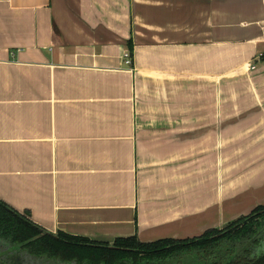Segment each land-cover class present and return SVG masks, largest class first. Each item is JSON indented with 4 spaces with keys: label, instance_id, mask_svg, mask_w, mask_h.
<instances>
[{
    "label": "crops",
    "instance_id": "1",
    "mask_svg": "<svg viewBox=\"0 0 264 264\" xmlns=\"http://www.w3.org/2000/svg\"><path fill=\"white\" fill-rule=\"evenodd\" d=\"M0 201L109 247L264 206V0H0Z\"/></svg>",
    "mask_w": 264,
    "mask_h": 264
},
{
    "label": "trees",
    "instance_id": "2",
    "mask_svg": "<svg viewBox=\"0 0 264 264\" xmlns=\"http://www.w3.org/2000/svg\"><path fill=\"white\" fill-rule=\"evenodd\" d=\"M129 54L132 58L130 48ZM28 216L0 201V243L7 245L5 254L16 252L53 264L162 263L186 256H193L194 264H203L210 258L216 261L212 264H264V251H259L264 250V206L221 231H207L189 241L161 240L141 244L132 238L116 240L112 247L62 233L46 234L31 223ZM224 257L229 258L220 263V258Z\"/></svg>",
    "mask_w": 264,
    "mask_h": 264
},
{
    "label": "rangeland",
    "instance_id": "3",
    "mask_svg": "<svg viewBox=\"0 0 264 264\" xmlns=\"http://www.w3.org/2000/svg\"><path fill=\"white\" fill-rule=\"evenodd\" d=\"M229 224H227L225 227H227ZM241 249L243 250L244 246L239 247V251ZM6 251H7V245L0 243V264H53L52 262H47L44 260L32 259L28 255L27 256L24 254L19 255V253H16V252H13V253L8 252V254H5ZM259 251H264V250L261 249ZM225 258H229V257L220 258V263H223L222 261ZM195 261L196 260L194 259L193 256H186V258H183V257L171 258L170 260L162 262V263L154 262V263H149V264H194ZM211 262L216 263V261L214 259L210 258V259H206L205 262H203V264H212ZM223 264H225V263H223Z\"/></svg>",
    "mask_w": 264,
    "mask_h": 264
},
{
    "label": "built area",
    "instance_id": "4",
    "mask_svg": "<svg viewBox=\"0 0 264 264\" xmlns=\"http://www.w3.org/2000/svg\"><path fill=\"white\" fill-rule=\"evenodd\" d=\"M123 60H124L125 65H127V66H130L132 64V58H131V55L129 53H125L123 55Z\"/></svg>",
    "mask_w": 264,
    "mask_h": 264
}]
</instances>
